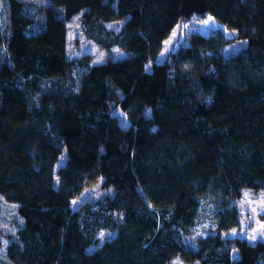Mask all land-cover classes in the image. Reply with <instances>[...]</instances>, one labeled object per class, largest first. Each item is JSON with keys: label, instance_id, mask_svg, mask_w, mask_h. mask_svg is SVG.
Here are the masks:
<instances>
[{"label": "trees", "instance_id": "obj_1", "mask_svg": "<svg viewBox=\"0 0 264 264\" xmlns=\"http://www.w3.org/2000/svg\"><path fill=\"white\" fill-rule=\"evenodd\" d=\"M3 1L0 199L22 226L0 264H264V241L231 234L264 191V0H207L225 31L164 61L182 0ZM79 15L102 62L68 55Z\"/></svg>", "mask_w": 264, "mask_h": 264}, {"label": "rangeland", "instance_id": "obj_2", "mask_svg": "<svg viewBox=\"0 0 264 264\" xmlns=\"http://www.w3.org/2000/svg\"><path fill=\"white\" fill-rule=\"evenodd\" d=\"M33 6L43 5L44 0H25ZM28 4V3H27ZM30 6V5H28ZM27 7V5H26ZM33 12V10H32ZM37 18L38 15L35 14ZM0 19L7 25V7L4 5V1L0 2ZM40 22V21H39ZM34 27L33 30H37L40 27ZM68 28V55L70 58H80L83 55H89L92 63L102 62L106 58V53L101 50L96 44H94L87 37V30L84 21L81 19L80 15L72 18L67 23ZM111 28V27H109ZM115 29V28H114ZM223 30V26L217 23L214 18L207 13L204 14H191L188 18L179 21L178 25L175 27L171 33L168 40L164 43L162 52L160 53L158 59L159 61H164L167 53L176 47L183 39L189 34V32L199 31L202 35L208 36L215 31ZM226 36L229 33L226 31ZM244 42L235 41L231 45L223 48L222 55L228 57L236 53L242 46ZM122 56L126 55L124 51ZM121 53L114 48L112 57L120 56ZM121 56V57H122ZM119 113L117 110L116 114ZM119 116L124 120L123 115L119 113ZM64 158V157H63ZM63 160L61 159V162ZM99 185H95L86 189L81 197L78 199L80 202H84L90 197H99L102 195L103 190L99 188ZM93 199V198H92ZM1 200V199H0ZM77 205V200L74 202ZM239 209L241 211V223L237 231H233L231 234L243 236L249 241H264V191L258 193H246L243 195L239 202ZM207 221L205 218L201 220L199 227L206 226ZM22 226V219L17 212V207L15 204L6 203L5 201H0V262L5 258V247L8 244L10 238H15L17 230ZM110 233L100 232L98 234V244L92 248L94 250L98 247L105 239L110 238ZM4 258V259H3ZM172 264H182V263H172Z\"/></svg>", "mask_w": 264, "mask_h": 264}, {"label": "water", "instance_id": "obj_3", "mask_svg": "<svg viewBox=\"0 0 264 264\" xmlns=\"http://www.w3.org/2000/svg\"><path fill=\"white\" fill-rule=\"evenodd\" d=\"M207 0H182V10L186 15L201 14L206 11Z\"/></svg>", "mask_w": 264, "mask_h": 264}]
</instances>
